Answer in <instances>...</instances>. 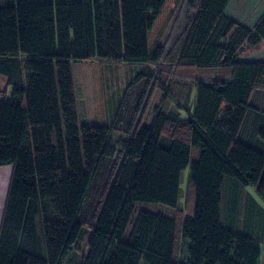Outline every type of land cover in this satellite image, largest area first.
I'll list each match as a JSON object with an SVG mask.
<instances>
[{
  "label": "trees",
  "instance_id": "trees-1",
  "mask_svg": "<svg viewBox=\"0 0 264 264\" xmlns=\"http://www.w3.org/2000/svg\"><path fill=\"white\" fill-rule=\"evenodd\" d=\"M165 1L0 0V74L12 90L0 99V166L12 168L0 264H61L85 231L78 264H264V208L246 191L264 202V109L253 102L264 61L238 59L264 40V14L250 29L225 16L229 0H184L183 29L151 50ZM94 59L144 64L146 89L122 142L112 124L78 125L72 63ZM163 66L182 78L209 69L230 80L194 78L187 117L155 107L145 124ZM101 169L96 202L82 210ZM226 187L246 197L254 235L239 229L241 199L236 224L222 223ZM136 202L175 216L141 209L124 240ZM181 238L191 243L186 263L175 255Z\"/></svg>",
  "mask_w": 264,
  "mask_h": 264
},
{
  "label": "rangeland",
  "instance_id": "rangeland-1",
  "mask_svg": "<svg viewBox=\"0 0 264 264\" xmlns=\"http://www.w3.org/2000/svg\"><path fill=\"white\" fill-rule=\"evenodd\" d=\"M186 8H184V0H166L159 16L156 18L152 29L149 32V47L154 50L157 45L165 44L169 39L172 41L183 29L185 25ZM92 60L79 61L72 63L73 78L75 82L76 100L82 112L84 103L90 105L96 104V109L101 112L103 105L105 111L114 110L118 113L117 117L112 119V136L114 140L124 139L127 137L126 128L129 126L130 118L135 117V109L141 99L143 91L146 89V78H140V66L135 63H105L91 62ZM158 70V66H154ZM164 69V70H162ZM159 76L155 78L156 90L153 94L151 102L147 105L145 121L150 122L154 115V108L159 107L163 112L178 111L180 104H186L189 100V92L193 83V79L201 74L188 75L182 78L176 75L173 70L163 66ZM164 71V72H162ZM196 75V76H195ZM3 83L0 82V87ZM161 85L163 89H161ZM3 87V85H2ZM120 99V106L116 101ZM120 107V108H119ZM97 111V112H98ZM119 111V112H118ZM113 113V114H114ZM107 115V114H106ZM89 120H97L98 115L95 112L86 114ZM85 116L80 114L78 125L89 123L84 120ZM87 119V118H86ZM105 124H108V116H105ZM102 123V122H94ZM122 135H117V132ZM114 141V142H115ZM190 174L189 166L182 171L179 208L184 205L185 189ZM102 181V169L92 182L83 202L82 210H87L96 202L97 192ZM255 200L263 206L264 202L258 197L252 187H247ZM223 204V222L229 226L236 224L234 220L235 212L238 208L239 199L242 201V213L240 215L239 229L241 232L254 235L252 230L253 218L251 206L248 205L246 197L240 198L239 193L233 187H226L222 191ZM144 209L154 213H162L164 215L174 217L175 209L160 203L136 202L135 213ZM86 232V231H85ZM83 232L79 241L73 246L62 262H78L80 256L86 247L87 232ZM264 252V239L257 241ZM191 245L189 240H179L176 246L175 255L179 263L188 261V248Z\"/></svg>",
  "mask_w": 264,
  "mask_h": 264
},
{
  "label": "crops",
  "instance_id": "crops-1",
  "mask_svg": "<svg viewBox=\"0 0 264 264\" xmlns=\"http://www.w3.org/2000/svg\"><path fill=\"white\" fill-rule=\"evenodd\" d=\"M224 14H225V16L232 19L236 23L252 29V28H254V26L256 25L258 20L264 14V0H229L225 6ZM238 59L240 61H246V62L264 61V40L257 47H248V46L244 47L241 50V52L239 53ZM96 61L105 62V61H101V60H97V59H94L91 62L96 63ZM105 63H107V62H105ZM115 63H120V62H115ZM137 65H140V66L143 65L144 66V64H137ZM149 66L153 67L152 64ZM142 71H144V70L142 69ZM144 72H146V71H144ZM195 74H201L198 76L195 75L196 76L195 78L203 79V80L208 81V82H212V81H216V80L217 81H229L230 80L229 77L221 74L220 72L209 70V69H205L203 71H197ZM0 82L3 83L2 84L3 87H2V85L0 87V99L8 100L10 95H11V91H12L11 86L7 85L6 77L2 74H0ZM191 97H192V95H191ZM119 102H120V99H118L116 101V104L118 105ZM191 102L192 101L187 100L186 104H180L179 105V108H178L179 112L176 111L179 114V116L187 117L189 115L190 111L192 110V106H190L191 104L189 105L188 103H191ZM253 102L260 109H264V76L260 80V83H259L257 89H255V91H254ZM185 105H187L186 107L190 108V109H188L189 111L186 110ZM82 108L83 109L81 112L79 105L77 103V109H78L79 117H80V114H82V116H85L87 118V119L84 118V120L89 121V123H87V124H91V125H104L106 122L105 116H108V124H112L111 120L112 119L114 120L115 116L117 115L116 112L114 113V110H109V111L106 110L105 111V107L103 105L101 106V108H102L101 112H99L96 109V104L90 105L89 103H84ZM92 112H95V114L98 115L97 120H94V121H93V119L89 120V118H88L89 116H86V114H92ZM153 117H154V115H153ZM151 121L150 122L144 121V123L150 124ZM94 122H102V123H94ZM131 122H132V117L129 120V124ZM116 133L118 136L122 135V134H120L121 132L118 133V131H117ZM117 139L118 140L115 141L113 138V141L120 142L122 140V139H119V137ZM11 171H12V168L10 165L0 166V226H1V221H2V217H3V211H4L5 201H6V197H7L9 182H10V178H11ZM136 214H137V212L135 214H133L131 217V222L127 226L125 234H124V240H127V238L129 237V235L131 233L133 223L136 219ZM89 234H90V232L88 231L86 238H88ZM76 263L78 264V262H75V264ZM61 264H73V262H61Z\"/></svg>",
  "mask_w": 264,
  "mask_h": 264
}]
</instances>
